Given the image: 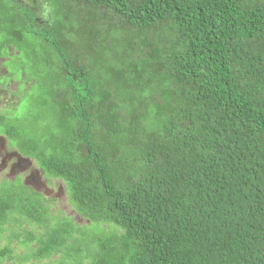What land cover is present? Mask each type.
I'll list each match as a JSON object with an SVG mask.
<instances>
[{
  "label": "trees",
  "instance_id": "1",
  "mask_svg": "<svg viewBox=\"0 0 264 264\" xmlns=\"http://www.w3.org/2000/svg\"><path fill=\"white\" fill-rule=\"evenodd\" d=\"M41 1L40 26L0 0V31L35 39L45 80L44 122L0 114V134L111 226L78 264H264V0ZM19 193L0 196V229L42 226ZM48 234L29 258L69 236Z\"/></svg>",
  "mask_w": 264,
  "mask_h": 264
},
{
  "label": "rangeland",
  "instance_id": "2",
  "mask_svg": "<svg viewBox=\"0 0 264 264\" xmlns=\"http://www.w3.org/2000/svg\"><path fill=\"white\" fill-rule=\"evenodd\" d=\"M38 4L40 5L39 1L35 2L36 6H38ZM42 7L44 8L43 12L48 13L49 15L48 7L46 3L43 1H42ZM6 11H7V7L3 6L0 10V18L2 15L1 13H5ZM4 41H6L7 45H9L15 52L18 53L19 62L23 66L22 70L25 73V77L28 82V87L27 89H24L22 88L21 84L18 86L17 89L19 95L16 96L17 103L15 104V106L13 102L15 101V97L12 98V96L10 95V92L13 90L12 86L8 87L9 92L0 94L1 102L6 101L7 106H10V107L2 108L1 107L2 103L0 102V109H1L0 113L5 115L6 120L9 124H15V123L20 124L22 122H25L26 125H28V122H34L35 120L36 122H39L40 119L38 118L37 115H35V110L37 108L39 97L41 94V88H43V84L45 80L42 74L32 73V68H31V66H33L32 58H30V60L28 61V57H27L29 49L31 47L36 46L35 39L30 35H25L24 38L23 37L17 38V36L13 34H6L5 32L0 31V44L4 43ZM19 43L21 45H19ZM19 47L20 49L24 48L22 54L19 53L17 50L19 49ZM19 62L17 63L18 66H19ZM13 68L14 66H12V68L10 67L9 70L13 72ZM6 82H8V79L6 77L1 78L0 76V85H3ZM11 101L13 102V104H10ZM40 117L42 118L43 115H40ZM51 117L52 115H49V118ZM46 119H48V114H46ZM40 122H44V121L42 120ZM39 123L32 129L33 131L37 132L38 130H40ZM29 127H33V123ZM32 165L37 166V164L34 161ZM33 182L31 183L32 184L36 183L37 186H39V183L40 185L45 183L48 187H50L53 190L52 192L53 194L51 193L52 196H54V201H55L53 208H51V205H49L46 201H44L38 194L33 192L30 188H25V186H23V184L20 182L19 177H17L14 180L12 184V188H10L9 192H12L14 189H18V192H20L18 195H21V193L22 195L24 194L23 197L30 202V204L29 202H27V204H24L23 206L27 208H31L30 211L33 216L37 217V215H39L40 217H43L42 226H43V222L45 221L47 228L45 227L43 228L42 226H40L41 233L45 234V232H49L50 228L55 229L57 226L59 227H63L64 225L67 226V231L69 236L68 235L66 236V240L64 244L60 247V253L56 257L57 261L52 262L51 264H78V260L82 258L83 255L85 254L87 256L93 255L94 252H96L97 250L94 244L97 242L98 239L107 238L108 234L105 233L112 230L111 226L101 225L100 227L99 224L90 223L88 220L81 217L77 212V210L75 209V207L71 204L68 192L66 191L63 182L61 180L58 181L52 180L49 182H45L44 176L40 174V177L34 179ZM56 183L57 184L60 183L62 187L60 196L57 195L58 193H57ZM3 194L4 193L0 191V196H2ZM26 196L28 198H26ZM38 204H40V206H37ZM50 210L52 212H50ZM64 215L74 217L75 218L74 223L71 222V220L68 217H65ZM69 223L70 224L72 223L71 228H68ZM76 225L79 228H77ZM12 227L15 229L14 224H12ZM3 229L4 228L0 229V240L4 239V243H10L12 239H16V240L20 239V241L18 242L19 244L17 246L20 248V250L23 251L21 258L26 259L27 256L29 258L30 252L26 250L25 244H27L26 240L29 237V235L33 234L32 230L30 232L22 231L20 237L13 238L14 233H12L11 236L7 233V235L2 237V233H4V231H2ZM33 229L35 231L36 227H34ZM35 235L38 234L35 233L33 237ZM13 245H15V243ZM6 249L11 250L8 245H6Z\"/></svg>",
  "mask_w": 264,
  "mask_h": 264
},
{
  "label": "flooded vegetation",
  "instance_id": "3",
  "mask_svg": "<svg viewBox=\"0 0 264 264\" xmlns=\"http://www.w3.org/2000/svg\"><path fill=\"white\" fill-rule=\"evenodd\" d=\"M40 2V5H35V2ZM17 0L18 4H13L11 6L14 7V9L22 8L26 10V14L28 9L32 10L33 12V18L35 19V22L37 25H43V23L48 20L49 15L48 13H44V8L42 7V1L41 0ZM1 45V44H0ZM19 62L18 53L15 52L7 43H3L2 46H0V76L1 78H7L8 82L4 83L3 85H0V94H4L9 92L8 87L12 86L13 90L10 92V95L12 98L15 97L14 106L17 103L16 96L19 95L18 92V86L21 84L22 88L27 89L28 82L25 77V73L23 72L22 68L23 66L19 62V66L17 63ZM14 66L13 72L9 70V68ZM4 100V99H3ZM1 102V100H0ZM11 101L10 104H13ZM1 107H10L7 106L6 101L1 102ZM8 104V105H10ZM12 106V105H11ZM12 108V107H11ZM1 111V109H0ZM1 114V113H0ZM33 164V160L31 158L25 157L21 155L16 149H14L6 137L4 135L0 134V191L5 194L6 197L10 195L11 192H9L10 188H12V184L14 180L19 177L20 182L25 186V188H30L33 192L38 194L44 201H46L49 205H51V208L54 207V196H52L53 190L48 187L45 183L41 184L39 183V186L35 184H32L31 182L34 181V179L39 178L40 174L44 176V181H58L59 179L46 176L45 173ZM33 180V181H32ZM34 183V182H33ZM57 184V183H56ZM64 185V184H63ZM57 195L60 196L61 194V185L58 183L57 185ZM65 187V186H64ZM9 188V189H8ZM52 193V194H51ZM54 210V209H53ZM50 212H52L50 210ZM65 216V215H64ZM68 217L71 222L74 223L75 218L71 216H65ZM34 224L28 222L25 220L24 222H21L20 227L18 225L15 226V229L12 227V224H6L4 226V233H2V237L7 235V233L11 236L12 233L16 232L15 234H19L22 231L30 232L32 230L33 235L37 233L38 235H42L41 233V227H36V230L34 231ZM38 228V230H37ZM45 236H49L48 232H45ZM20 241V239H12L10 243H4V239L0 240V250L6 249V245L9 246L10 253L9 256H4L0 258V264H51L52 262L57 261L56 257L60 253H52L49 255V257L44 259H33V258H27L23 259L22 253L23 251L20 250V248L17 246ZM15 243V245H13ZM30 247L34 248L35 243L32 242L30 244ZM26 250L30 252V249L26 246ZM28 252V253H29ZM30 254V253H29ZM30 256V255H29ZM59 260V259H58Z\"/></svg>",
  "mask_w": 264,
  "mask_h": 264
}]
</instances>
